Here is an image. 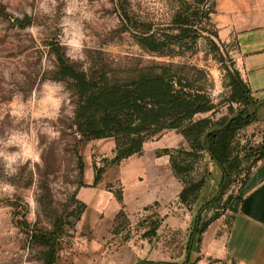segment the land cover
I'll return each mask as SVG.
<instances>
[{
	"label": "rangeland",
	"instance_id": "1",
	"mask_svg": "<svg viewBox=\"0 0 264 264\" xmlns=\"http://www.w3.org/2000/svg\"><path fill=\"white\" fill-rule=\"evenodd\" d=\"M182 1L192 0H0V264H43L45 248L31 235L52 232L57 218L63 229L56 240V264H83L79 259L86 254L84 247L91 239L90 228L82 224L86 210L81 218L71 214L75 190L83 179L79 159L84 162L91 151L95 158L104 154L108 160L113 157L108 141L95 142L91 151L88 143L80 142L73 126L76 95L71 82L56 74L53 47L60 50L68 64L88 75L116 70L123 72L121 76H134L139 71H153L163 63L177 66L180 73L207 88L214 104H221L214 115L194 118L197 121L209 117V130L236 114L252 112L250 105L226 102L230 95L228 73L235 76L237 47L234 33L226 34L227 20H232L237 11H224L223 0H209L213 11L210 29L218 35L212 38L223 62L204 39L199 40L195 52L186 55L169 58L148 54L122 28L125 10L153 29H167ZM231 1L244 5L255 0ZM1 13L20 20L27 18L28 22L24 27L14 26ZM174 135L181 136L171 131L167 137ZM263 142L264 104L256 109L250 125L236 131L234 147L244 156ZM151 146L149 142L146 148ZM173 149L190 151L184 139ZM199 156L189 159L190 170L183 174L187 181L205 180L196 203L182 208L191 215L188 230L163 228L155 237L146 238L151 249L162 251L168 262L184 260L189 231L199 208L218 195L220 169L206 151ZM252 161L253 158H243L224 199L262 160ZM107 177L112 181L113 172ZM113 184L109 182L106 189L118 193ZM228 211L219 206V213L225 215ZM213 214L212 210L205 212L203 221ZM144 218L134 225L128 219L121 234L110 236L108 242L120 243L125 237L139 242L146 227L142 224ZM173 246L179 250L171 251Z\"/></svg>",
	"mask_w": 264,
	"mask_h": 264
},
{
	"label": "trees",
	"instance_id": "2",
	"mask_svg": "<svg viewBox=\"0 0 264 264\" xmlns=\"http://www.w3.org/2000/svg\"><path fill=\"white\" fill-rule=\"evenodd\" d=\"M210 5L209 0L182 1L172 16L169 27L163 30L153 29L151 24L135 19L130 12L122 10V28L128 31L136 44L148 54L169 58L186 55L195 52L199 40L204 39L211 51L218 55L220 62H223L220 49L213 40L218 38L217 32L210 29L213 14ZM1 15L14 26L24 27L28 22L27 18L20 20L7 14L1 13ZM205 33L209 36L204 37ZM52 52L56 58L58 78L70 81L76 95L73 126L80 137V142L99 140L114 142L113 157L110 160L102 159L99 166L93 165V186L98 185L107 168L119 166L133 156H141L146 143L157 140L171 131L181 134L190 151L162 149L155 154L169 157L172 173L182 184L178 196V203L182 208L188 209L195 204L205 185L204 178L198 181L184 179L183 174L190 170L189 159L198 158L200 152L206 151L219 167L221 172L219 196L216 195L199 208L189 231L183 262L170 263L193 264L190 261L193 247L196 246L198 249L201 235L209 224L224 215L219 213V206L228 208L230 213H235L238 209L241 202L239 191L250 174L245 176L234 193H228L225 199L224 195L230 186L231 178L239 174L243 158L245 160L253 158V163L264 160V142L250 149L244 156L234 147L236 131L250 125L254 114L249 116V113H245L246 118H243V114H239L222 130L212 131L205 138L204 148L201 138L209 130L211 119L206 117L194 121V118L198 115H214L221 104H214L207 88L180 73L177 66L163 63L156 65L153 71H139L134 76H121L123 72L116 70H102L94 75H88L68 64L57 47H53ZM223 67L226 68L225 65ZM225 70L227 72V69ZM234 75L239 83L228 73L230 95L226 102L249 106L251 103L247 94L250 95V92L235 69ZM250 98L253 104L257 103L251 96ZM79 164L83 174L84 163L81 159ZM81 186H84L83 179L76 190ZM76 190L71 214L81 218L80 215L87 207L76 200ZM114 196L119 202L122 200L120 190L118 193L115 192ZM156 207L157 205H154L146 209L152 212L143 220L142 224L146 227L141 235L142 238L155 237L165 219V216H160L154 211ZM209 210L214 211V214L207 221H203V214ZM128 223L127 216L121 210L114 219L112 235L119 236ZM62 229L63 223L57 218L52 232L31 235V239L45 248L43 264H56V240ZM126 240L128 237L123 241ZM137 264L161 263L143 261Z\"/></svg>",
	"mask_w": 264,
	"mask_h": 264
},
{
	"label": "crops",
	"instance_id": "3",
	"mask_svg": "<svg viewBox=\"0 0 264 264\" xmlns=\"http://www.w3.org/2000/svg\"><path fill=\"white\" fill-rule=\"evenodd\" d=\"M222 7L226 12L237 11L232 20H227L226 29V34L233 32L237 41L234 69L239 73L250 96L262 100L264 0L247 1L244 5L237 1L223 0ZM169 134L171 132L150 141L152 146L149 149L146 148L149 142L146 143L141 156H133L119 166L107 168L97 186H93V165L99 166L100 161L108 156L104 154L95 158L91 155L92 146L95 142L108 141L109 153L113 155L114 142H86L91 154L83 162L84 186L76 190V200L87 207L82 216V224H86L91 232V239L84 247L87 255L79 259L83 264H137L143 261L170 264L179 260L176 258V262H168L162 251L151 249L146 238L137 243L136 238L120 243L108 242L110 236L115 237L110 231L121 210L134 225L138 219L148 216L152 211L146 209L154 205H157L154 211L160 216L168 214L158 233L163 228L188 230L190 212L182 209L178 203L182 185L172 173L169 157L155 154L158 150L173 149L182 144L181 136L167 137ZM112 172L114 179L110 181L107 176ZM109 182H114L113 187L121 191L120 202L111 188L106 189ZM239 196L241 202L237 211L228 212L211 222L201 235L198 249L194 246L190 253L193 264H264V160L252 169ZM171 248L173 251L177 247Z\"/></svg>",
	"mask_w": 264,
	"mask_h": 264
},
{
	"label": "water",
	"instance_id": "4",
	"mask_svg": "<svg viewBox=\"0 0 264 264\" xmlns=\"http://www.w3.org/2000/svg\"><path fill=\"white\" fill-rule=\"evenodd\" d=\"M233 77H234V79L239 83V80H238L235 76H233ZM242 88H243V86H242ZM243 89H244V88H243ZM244 92L247 94L246 90H244ZM247 97L250 99V103H251L250 106L252 107V112L249 113V116H252V115L255 113L256 109H257L260 105H263V104H264V100L259 101V102L255 103V104H253V103H252V100H251V98H250V95L247 94ZM237 116H239V114H236V115H234L233 117H231V118H230V119H229V120H228L223 126H220V127H217V128H213V129L209 130L207 133H205V135H204L203 138H202V144H203V146H204L205 138H206V136H207L208 134H210L212 131L222 130L225 126L229 125V124L232 122V120H233L234 118H236ZM243 118H246V116H243ZM217 196H219V194H218Z\"/></svg>",
	"mask_w": 264,
	"mask_h": 264
}]
</instances>
